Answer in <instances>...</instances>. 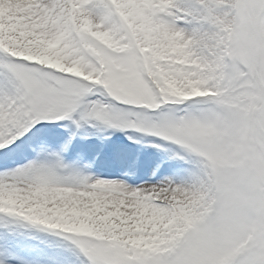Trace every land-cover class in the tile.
I'll return each instance as SVG.
<instances>
[{
  "label": "snow or ice",
  "instance_id": "snow-or-ice-1",
  "mask_svg": "<svg viewBox=\"0 0 264 264\" xmlns=\"http://www.w3.org/2000/svg\"><path fill=\"white\" fill-rule=\"evenodd\" d=\"M220 7L0 0V218L63 237L79 264H264V153L255 176L221 182L220 206L210 208L212 193L184 150L151 126L150 114L168 106L162 97L159 109L139 99L159 96L164 77L180 67L178 45L195 54ZM236 8L245 43L264 58V0ZM66 121L162 138L175 146L170 159L192 166L188 178L133 186L90 175L65 161L75 133L57 148L39 142L9 156L37 127ZM0 264L17 261L8 252Z\"/></svg>",
  "mask_w": 264,
  "mask_h": 264
},
{
  "label": "rangeland",
  "instance_id": "rangeland-1",
  "mask_svg": "<svg viewBox=\"0 0 264 264\" xmlns=\"http://www.w3.org/2000/svg\"><path fill=\"white\" fill-rule=\"evenodd\" d=\"M239 2L218 0L219 14L200 37L196 53L185 52L187 44L178 45V57L173 63L180 67L164 77L159 96L148 93L139 98L147 108L159 109L161 97L168 106L166 111L150 114L151 126L158 135L184 150L194 174L212 193L210 208L220 206L217 190L221 182L243 181L255 176L264 153V142L257 140L252 130V110L260 101L261 88L253 71V52L242 37L236 15ZM260 69L264 80V58ZM183 100H194V103L181 112L176 105ZM259 120L264 128V107ZM64 124H68L67 129L62 133L57 131ZM109 132L114 138L107 136ZM60 133L61 137L69 138L75 133L73 139L81 142L79 147L65 153L68 164L86 170L97 166L92 163L97 155H105L109 162L105 166L102 163L101 167L131 174L132 181L138 185L171 178L180 182L188 178L192 167L184 161L170 159L175 146L162 138L135 129L119 131L86 126L77 130L67 121L57 126L37 127L9 156L32 144L30 138ZM84 155L87 158L77 163L76 157L82 160ZM148 174L154 179L147 177ZM143 176L146 179L141 180ZM132 181L128 179V183ZM68 244L63 237L25 222L0 218V258L11 252L17 264H79L64 251Z\"/></svg>",
  "mask_w": 264,
  "mask_h": 264
},
{
  "label": "bare ground",
  "instance_id": "bare-ground-1",
  "mask_svg": "<svg viewBox=\"0 0 264 264\" xmlns=\"http://www.w3.org/2000/svg\"><path fill=\"white\" fill-rule=\"evenodd\" d=\"M67 127H68V124H64V125H62L60 127H57L58 128L57 131H60L62 133V131L67 129ZM61 133L57 134V135H54V136H40V135H37L38 139L30 138V141H32L31 142L32 144L33 143H39V142H49L52 145V147L57 148L60 145H62L65 141L70 139L69 137H61V135H62ZM107 134H108L107 136H109L110 138H114V134H112V132H109ZM35 139H36V141H35ZM80 143L81 142L78 141L77 138L72 139V143H71V147H70L69 151H71V150L73 151V149L75 147H77V146L79 147ZM86 158H87V155H84L82 160L80 159V157H76L77 163H79V160L80 161H84ZM108 162H109V157H106L105 155L104 156L103 155L102 156L101 155H97L96 158H94V160H92V163L96 164L97 166L91 167V168L87 167L85 171L88 174H90V175L97 176V177L104 178V179H120V180H125L127 182H128V179L131 180V181L134 180L131 174L119 173L115 169L110 170L108 168L105 169V167H103V166L101 167L102 163L105 166V164L108 165ZM142 170H143V168L140 167V171H142ZM146 174H147V172H146ZM147 177H150L151 179H154L149 174L147 175ZM143 179H146V177L143 176L141 178V180H143ZM129 184H131L133 186H138V183L136 181H132V183H129Z\"/></svg>",
  "mask_w": 264,
  "mask_h": 264
},
{
  "label": "water",
  "instance_id": "water-1",
  "mask_svg": "<svg viewBox=\"0 0 264 264\" xmlns=\"http://www.w3.org/2000/svg\"><path fill=\"white\" fill-rule=\"evenodd\" d=\"M260 59L261 57H257L254 54V61H253V69L254 72L259 80L260 86H261V99L258 105L254 108L253 113H252V119H253V132L254 135L264 141V129L259 121V112L260 110L264 107V82L261 77V72H260Z\"/></svg>",
  "mask_w": 264,
  "mask_h": 264
}]
</instances>
